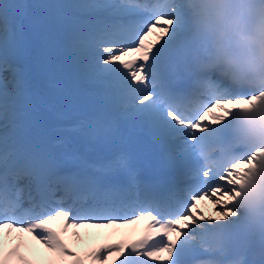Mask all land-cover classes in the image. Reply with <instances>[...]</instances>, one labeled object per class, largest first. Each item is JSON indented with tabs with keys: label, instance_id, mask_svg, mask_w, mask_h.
I'll return each mask as SVG.
<instances>
[{
	"label": "snow or ice",
	"instance_id": "obj_1",
	"mask_svg": "<svg viewBox=\"0 0 264 264\" xmlns=\"http://www.w3.org/2000/svg\"><path fill=\"white\" fill-rule=\"evenodd\" d=\"M18 7L4 0L0 19L7 23ZM75 7L98 14L80 28L91 76L118 85L126 118L147 122L162 139L188 138L178 147L191 160L196 182L185 187L178 181L167 195L158 196L152 186L138 182L124 157L93 174L60 176L58 159L47 151L27 153L21 157L22 163L9 160L6 153L0 172V264H107L117 253L118 264H182L180 249L186 229L202 221L228 220L232 215L229 201L239 182L236 177L245 174L241 166L264 151L258 149L248 160L217 157L206 166L191 146L253 95H233L211 76L199 80L194 94L185 98L175 97L159 83L161 60L181 43L185 30L179 8L161 11L158 4L149 7L134 0H100ZM141 8L150 16L137 23L131 17ZM193 99L197 107L190 110ZM12 177H24L35 184L36 195L28 196L27 207L26 189L18 187ZM58 192H63L59 199ZM185 192L191 202L186 210L178 211L184 208L181 198ZM202 203L211 208L205 211ZM57 221L59 229L50 226ZM141 222L144 231L139 239L104 243L83 256L68 242L71 229L111 228L118 233ZM71 236L83 241L79 231ZM158 236L166 239L152 243Z\"/></svg>",
	"mask_w": 264,
	"mask_h": 264
},
{
	"label": "clouds",
	"instance_id": "obj_2",
	"mask_svg": "<svg viewBox=\"0 0 264 264\" xmlns=\"http://www.w3.org/2000/svg\"><path fill=\"white\" fill-rule=\"evenodd\" d=\"M158 5L161 11L183 13L188 75L197 83L211 76L231 91L253 95L216 125L222 132L197 140L192 153L207 166L217 157L248 160L264 150V0H162ZM196 107L193 99L189 108ZM241 167L245 174L236 177L230 217L264 232V151Z\"/></svg>",
	"mask_w": 264,
	"mask_h": 264
},
{
	"label": "rangeland",
	"instance_id": "obj_3",
	"mask_svg": "<svg viewBox=\"0 0 264 264\" xmlns=\"http://www.w3.org/2000/svg\"><path fill=\"white\" fill-rule=\"evenodd\" d=\"M92 0H68V3L70 4V9H66L65 13L68 12V10H70L71 13H73L75 16H89L91 17V21L97 19L95 18L93 12L90 11H86L83 9H79L77 7H75V5L78 4H85V3H91ZM98 2H100V0H97ZM114 2H120V0H114ZM160 2H162V0H160ZM0 3H3V0H0ZM27 23H29V25L27 26V29L29 32H36L40 30L39 25H35L36 22L32 19L31 21H27ZM56 27L57 28H61L63 26V19L62 18H58L55 21ZM71 24V23H68ZM83 23H77V25H79V28H81V25ZM49 29L52 28L51 25L48 26ZM147 30V26H145V31ZM186 29L184 30V32L182 33V38H181V43L184 42L183 40L187 41L186 35H185ZM36 37H38V34H36ZM16 39V35L13 36V31H12V24L9 21L7 23H5L4 20L0 19V55H1V51L5 52L8 47L10 46V44ZM149 39H154L153 37H150ZM163 41H161L162 43ZM50 43V41L48 42ZM180 43V44H181ZM138 45V44H137ZM159 46V45H157ZM176 45H174L175 47ZM173 47V48H174ZM71 50V54L74 56V58L77 60V65L75 66V69L72 70L73 73H75V76L78 78H73L72 76H69L68 74H63L61 72H58L57 70H55L51 63H49L48 60H41V62H43L45 64L42 65L39 62H34L32 64V68H31V72L32 75L34 77V79L38 80L39 83L48 91L51 93H55L57 95L60 96H83V97H87L85 95H88L89 98L85 99V101H89L88 105H86L87 107L85 108L82 107V110H90V113H104L106 114V116L111 112L112 108L111 106L113 104H115L117 102V100H120L117 97H112L111 92H105L103 93L104 95H97V94H92V93H88V94H83L80 92H77L76 90H63L61 85H58V83H56L55 81H51V79H48L47 77L45 78L44 73L48 72L49 74H54L56 76H59L61 78L70 80V81H77L78 83H82V84H88V85H95L97 83H100V81L98 80H93V81H89L93 78H88L89 76H91L90 74V67H89V62L87 63L86 60H88V56L86 51L83 48V45L80 42V39H75L72 42V46L69 49ZM64 50L63 49H59L58 53L61 54L63 53ZM116 54H120L119 52H117ZM2 60V61H1ZM0 61L2 63V65L0 66V71H4L3 75L0 76V91L4 90L3 94H0V145H2L6 139L9 138L10 134L12 131L14 130H19L20 127L22 126L23 123V118L25 115H27L26 112V106L27 108L31 107V104L29 103L24 104L22 103L20 100H18L17 98V87L20 83V73L21 71L18 68H12L10 65V61L5 60V56L0 58ZM41 71V72H40ZM43 72V73H42ZM102 96H105L106 99L101 100ZM93 97H99L100 98V102L97 104H92L90 102V100ZM51 100L50 103H43V107L46 110L48 116V118H34V122H33V126L31 128V130H28L27 135H24L21 137L22 140L27 142V145L25 147V151H30V152H35L38 150L39 147L42 148V146L47 147L48 146V142L46 140H50L49 136H48V132L47 130H42L41 126L42 124H46V125H50L53 121H60L61 122H69L70 119H72V121L81 119V113L78 112V106L74 105L69 109V112L66 116H62L60 114V107L66 104V101L63 100H59L55 95H51L49 96V98ZM121 119L124 121H128L129 123V128L132 130L133 127V122L132 120L128 119L125 117V115L123 114L121 116ZM33 121V120H32ZM53 124V123H52ZM215 129V128H214ZM213 129V130H214ZM220 129V128H219ZM70 131L73 132L76 137L77 135L81 134V135H87L88 132H86V130H83L81 128H70ZM214 131H211L210 133H213ZM34 134V136H33ZM38 136L40 138L41 144L38 143L37 139H34V137ZM125 137V141L127 142L128 145H131L132 143H134L136 145V141L135 139H132V137L129 136V134H127ZM78 138V137H77ZM206 135L204 137H202L203 140H205ZM186 139H188L187 137H174V142L176 143H183ZM14 140H17V138H14ZM122 141V140H121ZM47 142V143H46ZM46 143V145H45ZM64 146V144H62V142H60L59 147L62 149ZM103 146V143L100 145V147L97 148H93V146L90 147V152L92 153V155L96 156L100 154L101 151V147ZM176 155H182L181 152L179 150H176ZM64 157H66L68 160H71L70 157L68 156V153L65 152ZM189 159V158H187ZM190 160V159H189ZM75 161V160H72ZM220 183H226L224 181H221ZM201 207H206L207 209L211 208L210 204L205 205L204 203L201 204ZM227 224H232L236 227L237 230V237H240L242 235L245 234H251L253 228L248 225L246 223V221L243 218H237V217H230L228 220L226 221H220V222H216V221H202L201 223L193 226L192 228L187 229V233L185 235L184 240L188 243L193 242L192 240H200L202 238V236L208 234L213 236V232L214 230H217L219 228H221L224 225ZM190 233H196V238L193 239L191 237H189L188 235ZM138 235V234H137ZM135 236L134 240L138 239V236ZM236 237V238H237ZM68 239H70V236L68 237ZM70 241V240H69ZM92 248H94L95 244L92 243L91 244ZM84 253V252H83ZM82 253V254H83ZM260 259V258H259ZM259 259H257L259 261ZM254 263V264H258Z\"/></svg>",
	"mask_w": 264,
	"mask_h": 264
},
{
	"label": "bare ground",
	"instance_id": "obj_4",
	"mask_svg": "<svg viewBox=\"0 0 264 264\" xmlns=\"http://www.w3.org/2000/svg\"><path fill=\"white\" fill-rule=\"evenodd\" d=\"M92 2H96V1H92ZM94 15L96 17H98V14H96V13ZM181 44H183V43H181ZM181 44H179V45H181ZM86 61H89V60H86ZM161 68H162V64H160L159 71L161 70ZM44 76H45V78L47 77L48 79H51V81L52 80L55 81L56 83H58V85H61L63 90H66V91L76 90L77 92H80L83 94H88V93L102 94L105 92H110V91L119 89L118 85L115 82H101L100 81V83H97L95 85H88V84L86 85V84L78 83L75 80L70 81V80L61 78L59 76H56L54 74H49L48 72L44 73ZM88 78H93V77L89 76ZM93 80H96V79L93 78L89 81H93ZM159 83L162 85L160 75H159ZM231 94H233V95H244V94H248V93L241 91V90H233V91H231ZM118 97H121L120 92L118 93ZM112 109L114 111L113 112L114 114H119V115L124 114L127 110L126 105L124 104L123 100H120L119 102L114 104L112 106ZM135 122L142 123L144 126H147V127L150 126L148 123H145V121H143V120H139V121H135ZM212 131H216V130L212 129ZM108 136L109 135L102 130L98 133H90L88 135H80L79 137L82 140L88 139L86 141H89L90 145H92L94 148L98 149L102 143H104L103 144L104 147L108 146V148H112L113 144L107 145V143H106V139L108 138ZM209 138H211V137H206L205 139H209ZM134 155H135V157H138V154H134ZM129 161H131V160H129ZM207 210L208 209L205 207V211H207ZM142 225H143L142 222L139 225H129L127 227L121 228L118 233L115 232L111 228H80L78 230L77 229H71L69 231V234H68V237L70 236V239H68V242H69L70 247H72L74 251H76L80 254L84 252V255H85L88 251H90L92 249V246H91L92 243L95 244L94 247H97L96 245L98 243L99 244L112 243V242L118 243L121 240H126V233H128L129 229H131L132 233H134V234L138 233V231H143ZM50 226L59 229L60 228V222L57 221ZM220 229H222V228H220ZM74 231H79L81 233V235L83 236L82 242H77L75 240V238H73L71 236V233ZM188 236L195 239L196 233H190ZM119 255L120 254L117 253V254L109 257L107 264H114V262H116V264H118Z\"/></svg>",
	"mask_w": 264,
	"mask_h": 264
},
{
	"label": "trees",
	"instance_id": "obj_5",
	"mask_svg": "<svg viewBox=\"0 0 264 264\" xmlns=\"http://www.w3.org/2000/svg\"><path fill=\"white\" fill-rule=\"evenodd\" d=\"M8 1L19 5L20 7L17 8L18 11L26 13L28 17H40L45 12L52 13L54 8L58 5L56 4L54 0H8ZM23 2L27 4L25 6V8H28L26 12L24 11V8L21 9ZM13 18L17 19V17H13ZM64 32L65 31L63 30V33ZM65 34L68 36V38H72L74 35L73 31H67L65 32ZM24 39H25L24 45L22 46L20 50L14 53L13 58L15 59L16 62L22 64L26 68V71H28L29 68L27 67V65L29 63L30 58L34 54L33 41L29 37H25ZM56 42L60 43L61 39L57 38ZM50 55L54 56L53 52H50ZM60 60H61V57L59 56H56L54 58L55 62L60 61ZM27 83L31 89L35 88L36 86L34 81L31 79L30 74L27 75Z\"/></svg>",
	"mask_w": 264,
	"mask_h": 264
}]
</instances>
